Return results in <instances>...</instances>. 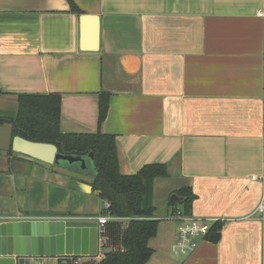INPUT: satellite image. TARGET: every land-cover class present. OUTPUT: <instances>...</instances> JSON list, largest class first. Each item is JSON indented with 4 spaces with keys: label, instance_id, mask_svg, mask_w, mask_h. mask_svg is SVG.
Segmentation results:
<instances>
[{
    "label": "crops",
    "instance_id": "obj_1",
    "mask_svg": "<svg viewBox=\"0 0 264 264\" xmlns=\"http://www.w3.org/2000/svg\"><path fill=\"white\" fill-rule=\"evenodd\" d=\"M72 1L80 12L67 0H0V103L57 94L62 132L92 133L109 94L101 131L116 138L121 173L168 168L154 183L146 264H264V0ZM93 181L0 152V219L95 221L105 202ZM186 187L192 216L224 224L218 243L184 257L172 252L168 201Z\"/></svg>",
    "mask_w": 264,
    "mask_h": 264
},
{
    "label": "trees",
    "instance_id": "obj_2",
    "mask_svg": "<svg viewBox=\"0 0 264 264\" xmlns=\"http://www.w3.org/2000/svg\"><path fill=\"white\" fill-rule=\"evenodd\" d=\"M67 1L72 11L80 12L72 0ZM109 100V94L100 95L99 127L92 133L62 132V100L57 94L18 95L16 112L1 115L0 126L9 123L13 127V137L53 144L60 153L85 156L92 152L97 172L93 181L94 191L98 192L101 200L110 204L109 212L114 218L107 225L103 245L112 248L113 253L92 264H146L154 252L149 242L156 237L160 223L154 218V183L158 178H168V168L162 164H151L135 175L121 173L116 138L101 131ZM7 154L13 156L14 152ZM175 195L181 201L171 205L180 206L185 214H191L196 198L191 188H183ZM223 224L215 222L205 240L218 243Z\"/></svg>",
    "mask_w": 264,
    "mask_h": 264
},
{
    "label": "water",
    "instance_id": "obj_3",
    "mask_svg": "<svg viewBox=\"0 0 264 264\" xmlns=\"http://www.w3.org/2000/svg\"><path fill=\"white\" fill-rule=\"evenodd\" d=\"M81 19H88L82 16ZM93 19H97L95 16ZM98 25L94 24L93 36L96 50ZM20 155L29 160L87 175L91 167L94 175V154L85 156L60 153L57 146L31 142L13 137V127L5 123L0 127V152ZM90 163V166L89 164ZM181 199L171 196L168 203H179ZM27 217V216H26ZM113 253L112 248L100 246L97 222L78 221L69 218L0 220V264H73L78 257H103Z\"/></svg>",
    "mask_w": 264,
    "mask_h": 264
},
{
    "label": "built area",
    "instance_id": "obj_4",
    "mask_svg": "<svg viewBox=\"0 0 264 264\" xmlns=\"http://www.w3.org/2000/svg\"><path fill=\"white\" fill-rule=\"evenodd\" d=\"M257 16L264 21V6L257 11ZM262 68L264 74V45L262 52ZM263 116H264V95H263ZM109 209H110V204L105 202L103 208L104 213L101 214L99 217H97L95 220L97 222V232H98V240L100 246H103L105 242V235L107 232L106 228L108 223L114 219L111 216ZM256 213L264 217V203L260 204ZM27 218L29 217L6 218L0 220H19V219H27ZM31 219L35 220V219H53V218H31ZM170 219L178 222V236L176 243L172 247V252L175 255H180L184 257L191 255L197 250L200 242L202 240H205L206 236L209 234L212 225L215 222L219 221L217 219L195 217L192 216L191 214L187 215L180 206L175 207V211L172 217H170Z\"/></svg>",
    "mask_w": 264,
    "mask_h": 264
},
{
    "label": "rangeland",
    "instance_id": "obj_5",
    "mask_svg": "<svg viewBox=\"0 0 264 264\" xmlns=\"http://www.w3.org/2000/svg\"><path fill=\"white\" fill-rule=\"evenodd\" d=\"M0 110L3 111L4 113H14V112H16V110H17V102H16V100H10V101L6 100V104L5 105H2L0 103ZM88 164L90 166V163H88ZM87 173H88L87 175L92 176V175H94L95 172H94V170L91 167H89L88 170H87ZM91 262H94V261H91Z\"/></svg>",
    "mask_w": 264,
    "mask_h": 264
}]
</instances>
